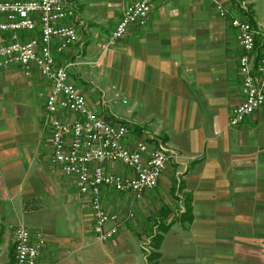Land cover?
<instances>
[{"label":"crops","instance_id":"crops-1","mask_svg":"<svg viewBox=\"0 0 264 264\" xmlns=\"http://www.w3.org/2000/svg\"><path fill=\"white\" fill-rule=\"evenodd\" d=\"M76 1L86 27L57 63L71 64L93 111L126 121L135 138L163 139L180 156L142 199L103 188L107 209L134 217L114 239L100 241L90 196L52 162L44 121L51 82L37 69L29 76L19 67L0 70V264L14 263L18 223L46 238L38 264H150L155 250L157 264H264V107L230 124L244 99L230 17H246L263 32L259 0H219L230 8L227 18L212 0H155L147 23L112 46L110 32L136 0ZM102 76L117 110L98 111L93 101Z\"/></svg>","mask_w":264,"mask_h":264},{"label":"built area","instance_id":"built-area-1","mask_svg":"<svg viewBox=\"0 0 264 264\" xmlns=\"http://www.w3.org/2000/svg\"><path fill=\"white\" fill-rule=\"evenodd\" d=\"M154 1L129 4L110 32L107 46L115 45L132 26H144ZM212 1L220 17H229L226 4ZM78 15L76 0H0V70L19 67L29 76L37 69L51 82L44 121L51 129L52 162L65 175L75 177L81 194L90 196L93 231L100 241H109L134 212L107 209L103 188L142 199L148 190L158 186L169 161L180 154L175 148L165 147L159 137L135 138L126 121L93 111L71 78V64L57 63L58 54L80 41L81 28L86 23ZM230 23L241 47L239 73L244 99L230 116V124L238 127L264 107V31L246 17L231 16ZM114 162H122L130 173L110 170ZM13 235V264H38L46 244L43 232L18 223Z\"/></svg>","mask_w":264,"mask_h":264},{"label":"rangeland","instance_id":"rangeland-1","mask_svg":"<svg viewBox=\"0 0 264 264\" xmlns=\"http://www.w3.org/2000/svg\"><path fill=\"white\" fill-rule=\"evenodd\" d=\"M257 4H258L259 15L263 16V14H264V0H259L257 2ZM97 80H98V83H100L101 85H107V86H105V89L103 90L102 86L99 84L97 86L96 91L94 92L93 101L96 102V104H97V110L102 111V109L105 107L113 108L114 101H115V95H114V92L109 87L108 79L106 77L102 76V77L98 78ZM102 96H104V99L107 101L106 103L102 102L103 101ZM114 109L117 110L116 104L114 106ZM54 166L52 167V170L54 171V173H56V176L57 177L60 176L61 178L69 181V179L68 178L66 179V177L64 175L60 174L59 169H56V167H54ZM109 169L114 170L116 172H121V173H126L127 170H129V168L127 166H125L122 162L111 163L109 165ZM71 184H73V183H71ZM60 197H61V195H56V200L59 199ZM156 216H157V214H156ZM156 218L157 217H154V218L148 217V224L150 225L153 223L152 225H155L157 223ZM150 250H151V248H150Z\"/></svg>","mask_w":264,"mask_h":264},{"label":"trees","instance_id":"trees-1","mask_svg":"<svg viewBox=\"0 0 264 264\" xmlns=\"http://www.w3.org/2000/svg\"><path fill=\"white\" fill-rule=\"evenodd\" d=\"M187 211H189V209H187ZM166 230H167V227H163L162 231H166ZM161 241H162V236H161V234H159L152 241L153 247L155 249H158L160 247ZM159 256H160V253L158 251H156V250L151 251L148 255V259H149L150 264H157V260H158Z\"/></svg>","mask_w":264,"mask_h":264},{"label":"bare ground","instance_id":"bare-ground-1","mask_svg":"<svg viewBox=\"0 0 264 264\" xmlns=\"http://www.w3.org/2000/svg\"><path fill=\"white\" fill-rule=\"evenodd\" d=\"M261 51H264V36H261ZM165 147L173 148V147L170 146V144H168L167 142H165Z\"/></svg>","mask_w":264,"mask_h":264}]
</instances>
